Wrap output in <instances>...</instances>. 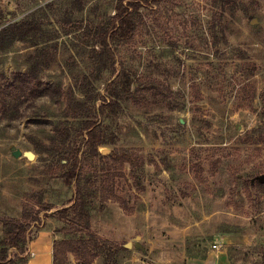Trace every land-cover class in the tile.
<instances>
[{
    "label": "rangeland",
    "instance_id": "rangeland-1",
    "mask_svg": "<svg viewBox=\"0 0 264 264\" xmlns=\"http://www.w3.org/2000/svg\"><path fill=\"white\" fill-rule=\"evenodd\" d=\"M115 3L0 0V29L35 13L32 20L52 40L40 78L68 89L85 80L76 65L91 51L83 31L113 15ZM230 3L222 19L213 0H159L144 9L146 21L133 41L115 49L117 67L124 64L143 88L155 85L159 93H150L149 103L141 92L133 96L119 114L114 144L99 149L104 159L91 153L87 141L82 145L88 149L86 158L79 156L82 183L95 179L93 169L106 182L99 181V191L96 186L100 203L92 212V230L114 252L94 264H188L216 250L229 264H264V183L258 186L256 179L264 175V0ZM32 51L15 43L0 54V71L7 78L25 71ZM205 67L219 73L211 85L200 71ZM193 78H199L198 88ZM36 112L40 116L12 123L0 117V240L7 223L76 194L75 185H64L60 169L47 167L63 107L42 99ZM33 118L47 121L37 125ZM14 150L35 158H17ZM123 152L139 156V163L122 166L112 155ZM113 178L117 189L111 195ZM59 209L42 212L29 237L43 225L57 228L50 215ZM44 235L52 243L61 238L53 231ZM8 254L15 264L25 259L14 248ZM70 264L77 260L71 257Z\"/></svg>",
    "mask_w": 264,
    "mask_h": 264
},
{
    "label": "trees",
    "instance_id": "trees-1",
    "mask_svg": "<svg viewBox=\"0 0 264 264\" xmlns=\"http://www.w3.org/2000/svg\"><path fill=\"white\" fill-rule=\"evenodd\" d=\"M158 2L159 0H116L113 15L101 24H90L83 31L81 39L86 41L91 51L88 56L83 54L81 63L76 62L81 72L84 69L85 80L82 84L78 85V82L68 89L56 84L48 85L40 78L41 71L48 66L47 45H51L52 40L50 34L44 32L42 27L32 20L35 13L32 12L18 21L1 24L0 54L9 52L17 42L29 44L33 51L24 61L25 71L18 70L10 78L0 71V117L12 123L35 114L40 116L36 109L42 99H49L63 107V125L54 128L50 139L51 146L47 150L52 161L47 167L60 169L58 171L61 172L64 185L68 190H73L75 185L76 194L75 196L72 194L73 197L70 199L65 196L52 205H46L34 214L24 213L22 221L14 220L7 223L5 237L0 240V264H15L8 254L13 248L16 249L18 257L25 256L19 264L28 261L29 242L38 235L37 233L30 238L28 231L32 226L41 224L42 212L51 211L58 205L61 209L50 215L57 223V228H45L43 225L38 230L53 231L55 237L61 235V238H55L53 242V264H70L71 257L77 260V264H94L104 253L108 252L110 256L114 254L112 247L109 248L107 242L92 230V212L100 203L96 196V186L99 191V181L105 185L104 175L101 179L100 170L93 169L91 177L95 179L86 184L82 183L80 175L82 176L84 170L79 156L82 154L83 158H86L89 149L91 153L94 152L104 159L105 156L99 149L114 144L116 139L114 128L119 114L127 109L133 96L141 92V98L149 103L150 93L153 96L159 93L155 85H146L143 88V83L140 84L136 72L124 64L119 69L115 50L133 41L138 35L139 28L146 21L144 9L147 7L151 9L158 5ZM213 2L217 13L224 19L226 12L232 7L231 0ZM215 13L211 12V15L215 17ZM251 65L255 69V64ZM200 71L204 73L205 85L213 84L219 75L208 67L201 68ZM197 79L199 78H193V88H198V83L195 87ZM90 86L94 95H89L87 91ZM99 101L101 103L97 106ZM32 120L36 121L34 123L37 125L47 121L42 118H33L30 121ZM84 141H87L88 149H82ZM112 157L122 166L128 164L133 168L140 159L130 152L114 153ZM115 180L116 178H113L109 185L111 195L114 191L116 194ZM257 184L263 187L260 182Z\"/></svg>",
    "mask_w": 264,
    "mask_h": 264
},
{
    "label": "crops",
    "instance_id": "crops-1",
    "mask_svg": "<svg viewBox=\"0 0 264 264\" xmlns=\"http://www.w3.org/2000/svg\"><path fill=\"white\" fill-rule=\"evenodd\" d=\"M51 234L50 230H41L37 237L29 242L28 261L25 264H53V243L48 241L44 234ZM212 257V258H210ZM205 260H192L193 264H229L222 251L216 250L214 254ZM188 264H192V263Z\"/></svg>",
    "mask_w": 264,
    "mask_h": 264
},
{
    "label": "water",
    "instance_id": "water-1",
    "mask_svg": "<svg viewBox=\"0 0 264 264\" xmlns=\"http://www.w3.org/2000/svg\"><path fill=\"white\" fill-rule=\"evenodd\" d=\"M255 23V22H254ZM13 155L15 156V157H17V158H19V157H22V156H24V157H26V158H28L29 160H33L34 158H35V154L33 153V152H30V151H28V152H21V151H19V150H14L13 151ZM260 183H264V175H262V176H258L257 178H256ZM254 181V180H253ZM131 243H127L126 244V247L127 248H129V247H131ZM137 247L139 246V244H137L136 245Z\"/></svg>",
    "mask_w": 264,
    "mask_h": 264
}]
</instances>
